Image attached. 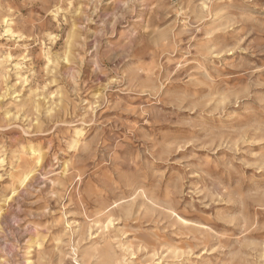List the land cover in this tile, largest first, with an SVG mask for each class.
I'll return each instance as SVG.
<instances>
[{"label": "rangeland", "instance_id": "374dc122", "mask_svg": "<svg viewBox=\"0 0 264 264\" xmlns=\"http://www.w3.org/2000/svg\"><path fill=\"white\" fill-rule=\"evenodd\" d=\"M0 157V264H264V0H0Z\"/></svg>", "mask_w": 264, "mask_h": 264}, {"label": "bare ground", "instance_id": "6f19581e", "mask_svg": "<svg viewBox=\"0 0 264 264\" xmlns=\"http://www.w3.org/2000/svg\"><path fill=\"white\" fill-rule=\"evenodd\" d=\"M82 136L83 135L81 132H78L76 134L77 144L80 142V139L82 138ZM30 154H31L30 158L23 159L22 162H20L21 164L20 167L22 170L21 173H24L26 177H28L33 172H35L34 167H33V162H35L36 164V163H40V160H41V155L38 153V150H36L35 148L31 149Z\"/></svg>", "mask_w": 264, "mask_h": 264}]
</instances>
